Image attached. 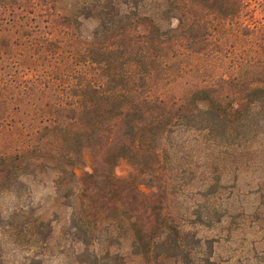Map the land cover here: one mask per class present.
Masks as SVG:
<instances>
[{
    "label": "trees",
    "instance_id": "16d2710c",
    "mask_svg": "<svg viewBox=\"0 0 264 264\" xmlns=\"http://www.w3.org/2000/svg\"><path fill=\"white\" fill-rule=\"evenodd\" d=\"M57 3L0 0V247H45L23 199L50 172L77 264H125L120 239L140 264H209L190 227L220 223L227 165L264 161V0ZM195 181L202 202L174 213Z\"/></svg>",
    "mask_w": 264,
    "mask_h": 264
},
{
    "label": "rangeland",
    "instance_id": "374dc122",
    "mask_svg": "<svg viewBox=\"0 0 264 264\" xmlns=\"http://www.w3.org/2000/svg\"><path fill=\"white\" fill-rule=\"evenodd\" d=\"M68 3L69 0H58L57 5L67 7ZM171 23L174 24V21ZM92 25V21H86L83 26L88 30ZM83 158L86 164L90 163L87 151L83 152ZM204 160L209 161L206 158ZM196 164L199 166L200 160ZM227 166L222 168L221 179L225 188L220 190L221 202L216 206L217 210L225 213L220 223L190 228L201 241L207 240L211 245L209 264H264V161L258 155L251 154L236 158ZM232 167L238 169L235 180L230 171ZM115 172L125 176L133 173L134 167L124 160H118ZM52 179L50 172L25 178L27 195L23 199L24 203L30 206L33 218L49 223L50 235L45 247L15 237V244L0 247L1 264H27L31 257L44 260V264H77L76 257L82 252L83 245L72 236V230L69 229L70 208L56 194ZM196 189L198 186L195 181L186 190L188 193H185L184 201L181 196L176 203L174 213L182 212L183 206L192 207L202 202ZM2 240L0 232V245L3 244ZM126 242L120 239L111 250L122 254L125 264H140V259L132 256ZM92 247L95 248L89 246L90 249Z\"/></svg>",
    "mask_w": 264,
    "mask_h": 264
}]
</instances>
